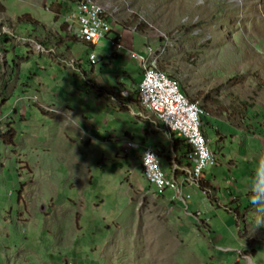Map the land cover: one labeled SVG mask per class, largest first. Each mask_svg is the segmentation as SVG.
Here are the masks:
<instances>
[{
	"label": "rangeland",
	"instance_id": "rangeland-1",
	"mask_svg": "<svg viewBox=\"0 0 264 264\" xmlns=\"http://www.w3.org/2000/svg\"><path fill=\"white\" fill-rule=\"evenodd\" d=\"M85 1L206 109L202 173L219 196L185 188L183 202L144 178L142 142L167 172L175 137L92 86L102 69L133 89L118 75L134 67L111 61L110 38L91 50L63 33L78 0H0V264H264V0Z\"/></svg>",
	"mask_w": 264,
	"mask_h": 264
},
{
	"label": "built area",
	"instance_id": "built-area-1",
	"mask_svg": "<svg viewBox=\"0 0 264 264\" xmlns=\"http://www.w3.org/2000/svg\"><path fill=\"white\" fill-rule=\"evenodd\" d=\"M106 14H99L97 8H92L83 0H78L74 8L67 15V31L72 37L88 48H94L101 40H106L110 34L114 35L112 46L115 51L123 48L120 43L122 34L114 31L109 23ZM141 54L129 52V57L133 61H138ZM96 55L91 52L88 61L95 62ZM135 95L150 103L157 104L159 109L164 111L167 122L177 132V139H180L190 148L188 160L190 168L174 167L171 176H167L163 170H159L156 163V154L151 146H142L140 163L144 178H157L162 182V191H172L177 200L186 202L190 195H184L185 188L194 189L193 193L201 192L208 195L206 189L201 190L196 182H188V170H203V163L206 161L207 147H200L197 135V114L194 109H187L178 101L175 87L167 85L156 78L141 76L140 82L136 85ZM131 146L136 147L131 144ZM211 165V163H210ZM180 169V170H179ZM180 176H176L177 173ZM161 193V192H159Z\"/></svg>",
	"mask_w": 264,
	"mask_h": 264
},
{
	"label": "crops",
	"instance_id": "crops-1",
	"mask_svg": "<svg viewBox=\"0 0 264 264\" xmlns=\"http://www.w3.org/2000/svg\"><path fill=\"white\" fill-rule=\"evenodd\" d=\"M115 21V20H114ZM116 22V21H115ZM118 23V22H117ZM117 23H115V24H117ZM65 30H66V32H65ZM65 30H64V32H65V34H66V36L69 34V32L67 31V26H66V28H65ZM63 32V33H64ZM127 32H129V31H127ZM142 35V34H141ZM72 36V35H71ZM122 36H123V38H122V40H121V44H122V46H123V48L122 49H120L119 51H115V50H113L112 52H111V61H117L118 59H120V56H121V60H122V62H121V66H123V67H125L126 69L130 66V65H132L133 67H134V69H133V71L131 72V74L130 73H127V72H124L123 74H120V75H118V76H121V75H125L126 77L125 78H122V80H123V82H127V83H129V84H134L133 86V89H130V88H127V87H124V88H121V89H117L115 86H112V85H110V83H109V81H105V79H104V77L103 76H101V70L102 69H100V72H99V76H100V79L102 80V81H100V79H98L99 81H97V80H95V82L97 83V84H99V85H102V86H105V87H108V88H112V89H117L119 92H120V95L122 96V97H124L125 99H131V100H133V101H137L138 103H139V105H140V108L142 109V111H144L143 113H145V114H147L148 116H151V117H153V119L155 120V122L156 123H158L159 125H161L156 119H155V117L150 113V112H148V111H146L142 106H141V102H140V100H139V96L138 95H135L134 94V91H135V88H136V85L140 82V79H141V76L143 75V72H140V70L142 69V68H140V61L138 60V61H133V60H131L130 59V57H129V52H131L130 50H129V42L127 41V39H126V36L124 35V34H122ZM114 37V35L112 36V34H110V36L108 37V38H110V39H112ZM79 44H81L80 42H78ZM81 45H83V44H81ZM84 47H86L85 45H83ZM86 48H88V47H86ZM95 49V47L94 48H91V50H94ZM93 52V51H92ZM94 53V52H93ZM153 53V52H152ZM140 54V53H139ZM148 55V51H147V54H146V56ZM146 56H142L141 55V57H146ZM150 56V55H149ZM141 67H142V63H141ZM116 68V67H115ZM121 69L122 68H119V73H122L121 72ZM118 71V70H117ZM118 76H116L115 77V79L117 80V77ZM102 82V83H101ZM109 98H110V100L111 101H113L116 105H119V106H124V105H122V104H120V102H118L117 100H115V99H113V98H111L110 96H108ZM86 100H88V101H90L89 103H87V102H83L84 103V106L86 107V108H88V109H90V107H91V104H92V101L91 100H89V99H86ZM95 107V106H94ZM129 107H131V106H129ZM96 108V107H95ZM121 114H123V113H121ZM256 116L258 117V115L256 114ZM131 122V121H130ZM156 123H155V125H156ZM253 125V124H252ZM134 126H136V125H134ZM120 128H122V129H126V127H124L123 126V124L120 126ZM161 128H163L162 126H161ZM120 131H121V129H120ZM131 134H133V133H131ZM170 135V134H169ZM249 137H252V138H259V136L261 137L262 136V134L259 132V135L258 134H252V133H250L249 135H248ZM132 139H133V137H132ZM175 139H177V138H175ZM142 146H151V145H149L148 143H146V141H143L142 142ZM260 145H262V144H260ZM151 147H153V146H151ZM154 149H156L160 154H161V151L158 149V148H155V147H153ZM160 157H161V155H160ZM256 158L257 157H255V160H254V162L256 161V163H258V164H262L261 163V161H260V159L259 158H257L258 159V161L256 160ZM214 160H215V158H214ZM189 161V162H188ZM188 161H186L185 163H181V161H180V164H176V161H175V155H174V153H173V157H172V161H171V163H172V167L170 168V169H168V171L167 172H165V174L167 175V176H171L172 175V171H173V168L174 167H178V168H190V160H188ZM215 164V163H214ZM180 170V169H179ZM191 171L192 170H188V176H189V174L191 173ZM176 176H180V173L178 172L177 174H176ZM201 179H202V186L203 187H205V188H207L208 189V191L209 192H211V194H216L215 196H216V198L219 196L218 194H219V191H220V189H218V188H215V187H212L211 186V184L209 183V182H207L206 181V179H205V176H203V178L201 177ZM201 179L199 180V186H197V187H200V183H201ZM162 192V194H164L165 196H167V197H170L171 195H173V193H172V191H161ZM169 193V194H168ZM187 195V194H186ZM175 204V207H176V202L174 203ZM213 205V204H212Z\"/></svg>",
	"mask_w": 264,
	"mask_h": 264
},
{
	"label": "bare ground",
	"instance_id": "bare-ground-1",
	"mask_svg": "<svg viewBox=\"0 0 264 264\" xmlns=\"http://www.w3.org/2000/svg\"><path fill=\"white\" fill-rule=\"evenodd\" d=\"M83 1H85V0H83ZM85 2L87 4H89L92 8H97L98 11H99V14H106L107 13L105 8L97 5L98 3L94 4V3H90L88 1H85ZM150 53H152V52H150ZM140 57H141V55H140ZM149 57H151V56H149ZM139 58H138V60H139ZM141 59H142V64H143V75L144 76L151 77V78H156V79H158V80H160L162 82H166L167 85L174 86L175 87V93L177 95L178 101L180 103H182L184 105V107H186L187 109H194V112L197 114V135H198L200 147H207V144H206L207 142H206V139L204 138V135H203V132H202L201 117L203 115V112H202L200 106L197 103H193V102H190L188 100L186 95L181 91V89H180V87H179L177 82H175L173 79L168 77L166 75V73L160 71L159 69H156L155 65H150V64H153V62L156 60V58L154 59L153 62H150L148 64H147L148 60L144 61L143 57H141ZM140 102H141V106L146 111L150 112L157 120H159L164 125V127L168 131V133L177 135V132L175 131V129L171 126L170 123L167 122V118H166V115L164 114V111L159 109L157 104L150 103L148 100H143L141 97H140ZM152 151L155 152L156 154H158V152L155 149H153V148H152ZM211 157L212 156H211V154L209 153V151L207 149L206 150V161H207V163H203V170L210 163ZM159 159H160V156L158 154L156 156V163H157V165L159 167V170H162V168L160 166ZM202 172H203L202 170H195L194 171V175H195L194 179H197L202 174ZM145 179H147V181L149 183H151L153 186H155L158 189L162 190V182L159 179H157V178H145ZM188 182H191L190 179H188Z\"/></svg>",
	"mask_w": 264,
	"mask_h": 264
},
{
	"label": "trees",
	"instance_id": "trees-1",
	"mask_svg": "<svg viewBox=\"0 0 264 264\" xmlns=\"http://www.w3.org/2000/svg\"><path fill=\"white\" fill-rule=\"evenodd\" d=\"M138 24V26H136V28H135V31L138 33V34H142V35H144L145 33H144V31H145V29H146V26H144L143 24H140V23H137ZM128 25V22H121V23H117L116 24V27H121V29L122 30H124L125 32H127V31H130L128 28L127 29H125V26H127ZM64 32V31H63ZM65 32H66V30H65ZM145 36V35H144ZM72 43H75V39H72V41H71ZM78 64V63H77ZM160 71H162V72H164L163 70H162V68L161 67H157ZM79 69L81 70V72L84 74L85 73V71H84V69L83 68H81V66L79 67ZM165 73V72H164ZM86 74V73H85ZM167 75V74H166ZM144 76V75H143ZM168 76V75H167ZM169 77V76H168ZM92 84V86H94V85H96V87H98V88H102V92H104V94H106V95H108V96H110L111 98H113V99H115V100H117L118 102H120V104H122V105H124V106H131V107H136L139 111H141V112H144V111H142V109L140 108V105H139V103L137 102V101H133V100H131V99H125L124 97H122L121 95H120V92L117 90V89H112V88H108V87H105V86H100L99 84H97L96 82H92L91 83ZM180 87V86H179ZM181 89V88H180ZM181 91L184 93V91L181 89ZM185 94V93H184ZM186 95V94H185ZM187 97V96H186ZM139 99H140V97H139ZM191 102H193V103H196L195 102V99H191ZM198 104V103H197ZM200 108H201V110H202V112H203V115H207V116H209V114H208V112L206 111V109L204 108V107H201L200 106ZM156 125L157 126H159V127H161L162 125H159L158 123H156ZM172 137H175V138H177V135H175V134H171V133H169ZM175 138H172V141H173V150H174V153L177 155V156H179V158H177L176 157V164L178 165V164H180V159L181 160H185V161H188V155H189V153H190V148L187 146V145H185L184 144V142L183 141H181L180 139H175ZM9 139H10V143L9 144H13V140H14V138H13V136H10L9 137ZM203 176V173L197 178V179H201V177ZM198 183H199V181H198ZM200 188H203V189H206V190H208L207 188H205V187H203L202 186V179H201V183H200Z\"/></svg>",
	"mask_w": 264,
	"mask_h": 264
},
{
	"label": "clouds",
	"instance_id": "clouds-1",
	"mask_svg": "<svg viewBox=\"0 0 264 264\" xmlns=\"http://www.w3.org/2000/svg\"><path fill=\"white\" fill-rule=\"evenodd\" d=\"M253 203L264 202V176L258 173L257 182L253 185ZM264 211V209H262Z\"/></svg>",
	"mask_w": 264,
	"mask_h": 264
}]
</instances>
